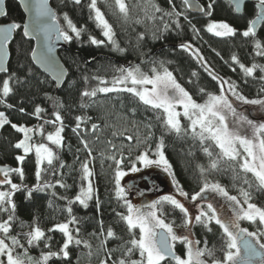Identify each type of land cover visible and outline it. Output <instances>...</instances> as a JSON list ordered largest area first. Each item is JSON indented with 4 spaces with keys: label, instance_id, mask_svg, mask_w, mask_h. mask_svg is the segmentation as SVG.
I'll return each instance as SVG.
<instances>
[{
    "label": "snow or ice",
    "instance_id": "snow-or-ice-1",
    "mask_svg": "<svg viewBox=\"0 0 264 264\" xmlns=\"http://www.w3.org/2000/svg\"><path fill=\"white\" fill-rule=\"evenodd\" d=\"M61 3L65 7L70 4L81 11L87 9L89 21L104 38L97 39L89 34L88 42L92 46L110 45L113 51L125 53L126 49L120 47L114 27L99 5L103 4L109 8L118 20L126 24L132 20L133 10L128 0H61ZM167 3L168 9L160 7L156 0H145L143 6L134 5L133 7H139L140 12L144 14L134 22L140 24L145 20L149 23L159 21L152 34L155 39H161L166 32L182 30L180 18L188 20V10L212 16L216 0H209L206 6L195 3V0H182V10L177 9L174 0H167ZM19 4L28 14V18L23 23L6 21L0 24V73L7 74V78L0 81V105L7 109L14 107L6 102L16 91L13 85L23 86L32 75L31 69L24 79L15 72H9V45L15 33L19 31L24 38L40 41L39 49L33 48L31 51V60L44 72L49 73L59 86L68 73L56 57V44H71L74 40L83 44L82 36L87 30L84 25L78 26L68 12L58 14L49 0H19ZM230 4L236 13H240L245 0H230ZM255 9V18L249 20L247 28L239 32V35L245 40H251L255 56L264 58V43L257 38V28L264 24V0H255ZM7 16L5 0H0V17ZM191 31L199 36L195 25H191ZM205 31L218 38H234L238 35L237 30L226 22H209ZM137 38L143 40L144 33L138 34ZM178 47L208 73L218 85V92H209L206 88L198 86V94L202 99V102H198L167 67L171 61L152 59L147 54H142V59L144 63L151 65L148 72L143 71L139 64H135L116 68V75L110 80L100 76H84L86 87L80 92L81 109L96 105L98 96L109 97V94L113 93L119 96L127 93L145 112L152 113L155 123L147 118L144 121L136 120V108L130 109L131 116L113 112L117 121H122L120 126L105 120L103 127L93 122L89 129L86 126L92 118L76 116L72 132L80 139L87 155L83 161L77 155L75 159L79 162V167L71 166V171L77 173L75 180L79 181L74 197L60 195L56 191L57 188L68 191L73 186L64 179L66 173L63 170L69 166L61 157L65 138L64 118L60 110L64 105L53 100L51 96L47 97L53 100L54 119H45L42 115L45 109L40 105H35L32 113L20 107L18 111L22 115H31L37 120H43L42 124L33 127L12 123L5 112L0 111V128L10 125L21 137L12 145L18 150L14 156L17 166H0V264H49L53 258L71 264V248L81 245L89 249V256L92 255L91 243L80 236L81 220L74 215L73 206L79 205L88 209L90 202L95 200L97 211L100 210V199L94 186L96 173L91 166L95 157L87 133L91 132L95 139L100 141V133L104 129H111L112 138L103 141L106 150L101 156L103 160L110 161L108 167L111 169L113 199L124 209L122 212L116 211V216L126 227L129 238L124 240L118 237L111 227L105 232L101 221L99 234H92L97 236L100 249L105 253V258L100 260V264H109V261L111 264H209V260L211 264H264V207L252 202L254 192H264V121H254L245 115L246 110L236 107V102H239L241 105L258 106L260 111H264V95H261L264 94V64L254 62L251 66H245L235 54L231 56L232 65H238L245 83H248V78L256 79L254 74L257 71L261 73L258 98L249 99L235 81L219 76L209 66L200 50L194 48L191 43H181ZM232 71H236V68L233 67ZM198 78V73L193 71L189 83L198 81ZM90 79L96 80L97 84L87 86ZM156 124L161 129L159 137H155L153 132ZM45 125H52L55 130L45 135ZM37 135L47 143H37L34 139ZM166 135L174 136L177 140H191L193 148H198L206 159V163L195 164L200 184L199 191L190 197V203L196 209L195 213L178 198L182 197L184 201H188L189 193L176 179L173 165L166 155ZM117 139L128 142L127 152L123 143L115 142ZM79 151L81 149H77V152ZM30 155L35 158L36 181L31 186L24 182L23 167ZM188 155L193 156L194 153L190 150ZM151 168L159 169L167 175L176 194L160 195L150 202L133 203L129 195L143 197L144 191L137 187L134 178L127 183L122 181L125 177L144 173ZM225 172H231L232 187L237 190V195H231L220 182L208 179L212 173ZM13 176L19 177L20 183L13 182ZM139 179L152 181L150 175H142ZM149 187L155 188V184L151 183ZM17 193H24V199L27 201L34 200L36 193L49 195L51 198L48 207L62 214L66 213L67 219L53 224L47 232L41 227L38 215H34L30 223L21 220L14 199ZM216 197L224 203L221 204ZM54 200H62L65 204L60 208L55 205ZM176 212L180 214L178 225L175 219H167L169 213ZM242 222H247L255 230L242 227ZM17 224L21 229L28 230L15 232ZM213 224L221 230V247L209 248L207 240L201 247V241L193 238L192 229L199 225L212 232ZM177 228H182L183 232H178ZM56 232L62 234L63 243L58 251H53L50 243L53 236L48 233ZM109 240H121L122 243L116 248H108ZM41 243L49 250L41 251L39 257L30 255V249L40 247ZM177 245L183 246V255L178 254ZM217 251L222 253V257L216 255ZM116 252L120 255L113 259V253Z\"/></svg>",
    "mask_w": 264,
    "mask_h": 264
},
{
    "label": "trees",
    "instance_id": "trees-1",
    "mask_svg": "<svg viewBox=\"0 0 264 264\" xmlns=\"http://www.w3.org/2000/svg\"><path fill=\"white\" fill-rule=\"evenodd\" d=\"M196 1H198L201 6H206L209 3V0ZM128 3L133 10L132 20L126 24L118 20L116 15H114L109 8L105 7L103 4L99 5L101 10L105 12L106 18L114 27L116 39L120 47L126 49L125 53L120 54L113 51L110 45L94 47L88 42L89 34L94 35L97 39L102 40L104 38L100 35V31L96 29L95 25L89 21L86 8L81 11L79 8H74L70 4L65 7L61 3V0L51 1V6L58 11V14L68 12L78 26L84 25L87 29L82 36L83 44H78L74 40L71 44H65L66 49L58 51L61 64L68 73L64 83L59 89H56L55 83L48 76L34 67L30 58L33 49V43L31 41L26 40L18 31L14 34V39L9 45V72H15L21 79H24L29 69H31L32 75L23 86L13 85L16 91L7 98L6 102L12 104L14 107L12 109H7L3 105H0V111H4L12 123L33 127L42 124L43 120H37L31 115H22L18 111L20 107L25 108L26 112L32 113L35 105H40L45 109V112L42 114L44 118L54 119L52 116L54 110L53 100L64 105V108L60 110L64 118L63 136L65 138V147L61 152V157L64 163L69 166L63 170L66 173L64 179L69 185L73 186L68 191L57 188L56 191L60 195H66L68 197L75 196L78 191L77 185L79 181L75 180L77 173L71 171V166H75L76 168L79 167V162L75 159L77 155L80 157L81 161H83L87 155L80 144V139L72 132V128L75 126L76 116H90L92 119L86 126L89 129L93 122L103 127L105 120L120 126L122 121H117L113 112H120L131 116L130 109L136 108V120L144 121L147 118L155 123V117L152 113L145 112L143 107L127 93L120 94L119 96L115 93L109 94V97H112L111 99L109 97L98 96V103L96 105L81 109L80 104L82 101L80 92L86 87L83 79L84 76H88L89 78L92 76H100L110 80L116 75V68L121 66L127 67L134 63H139L142 70L148 72L151 65L142 62V54H147V56L152 59L171 61V63L167 64V67L170 71H173L178 82L181 83L198 102H202L198 94V86L206 88L209 92H218V85L211 79L208 73L189 56V54L181 51L178 47L181 43H191L194 48L200 50L209 66L219 76L235 81L240 86L242 93L249 99L258 98V89L261 87V81L259 80L261 73L257 71L254 74L257 78H248V83H245L243 74L240 72L238 65H232L231 62V56L235 54L245 66H251L254 62L264 64V58L255 56L251 40H245L239 35V32L247 28L249 20L255 18L256 9L254 2L250 1L244 7L242 15H237L235 13L228 0H216L213 14L210 17L204 14H191L187 11L186 15L188 20H185L183 17L180 18L182 30L178 32H166L161 39H155L152 34L159 25V21L149 23L145 20L144 23L140 24L134 22L136 18L143 17L144 14L140 12L139 7L133 6L137 4L143 6L145 0H128ZM156 3L162 8H169L167 0H156ZM174 3L178 10H182V0H174ZM6 10L8 16L0 20V24L6 21H15L18 23H23L25 21V17L16 0L7 1ZM189 21L191 23H189ZM213 21L228 23L237 30L238 35L234 38H218L212 36L205 31V28L209 22ZM61 23H63V21H61ZM191 25H195L199 30V36L191 31ZM140 33H144L143 40H138L137 38ZM257 38L264 43V24H262L257 31ZM217 53H219V55H217ZM233 67L236 68V71H232ZM193 71L198 73L199 78L198 81L189 83ZM4 78H7V74L0 75V81ZM39 81H44V83L41 84ZM96 84V80L90 79L87 86L91 87ZM48 96L53 97V100H49L47 98ZM251 109L254 114V111L259 109V107L254 106ZM54 130L52 125L44 126L45 135ZM153 132L155 133V137L161 135V129L158 124L153 128ZM100 135L101 140L97 141L91 132L87 133V139L89 140L90 147L93 149V156L95 157V160L91 162V166L96 173L94 181L100 199V210L97 211L95 200L90 202L88 209H83L79 205L73 206L74 215L81 220L79 225L81 230L80 236L85 240H94L101 254L96 264H100V260L105 258V253L100 249L97 236L92 235L93 233L99 234L101 230V221L103 222L105 232L111 227L118 237H122L124 240L129 238L126 227L116 216V211L122 212L124 209L119 207L117 201L113 199V185L110 183L111 169L108 167L110 161L103 160L101 156V153L106 150V145L103 141L112 138L111 129H104ZM20 138V134L16 133L10 125L0 128V166H17L14 156L18 153V150L14 149L12 145ZM34 139L37 143H47V141L39 135L35 136ZM115 142L117 144L123 143L125 145V151L127 152V141L117 139ZM165 143L166 155L173 165L176 179L182 185L183 189L189 193L190 200L191 195L199 191L200 187L199 174L195 169V164L197 162L206 163V159L198 148H193L191 140H177L174 136L166 135ZM133 147V155H135V142H133ZM77 149H81V151L77 152ZM190 150L194 153L193 156L188 155ZM34 160V156L30 155L23 165L25 170L24 182L29 186L36 182L34 175ZM231 175V172L220 174L212 173L208 176V179L213 182H220L227 188L231 195H237V190L232 187L233 181ZM46 179H52V177H46ZM13 182L20 183L19 177L13 176ZM253 197L252 202L256 203L258 206L264 207V192H254ZM50 198L51 197L45 193H36L34 200L27 201L24 199V193H17L14 199L18 205V216L21 220L30 223L33 216L38 215L41 227L47 232V229L52 227L53 224L64 222L67 219L66 213L62 214L48 207ZM54 203L60 208L65 204L62 200H54ZM227 214L229 215V213ZM167 219L169 221L175 219L177 225L180 224L179 212L169 213ZM211 227L213 229L212 232H208L197 225L192 229L193 238L201 241V247H203V242L207 240L209 248L214 246L219 249L222 245L221 230L215 224L211 225ZM27 230L26 228L21 229L18 224L15 227V232ZM177 231H183V229L177 228ZM48 235L53 236V240L50 242L51 250L58 251L60 245L63 243L62 234L56 232L48 233ZM21 239H23V237H21ZM120 243H122L121 240H109L107 247L116 248ZM48 250L49 249L44 248L43 243H41L40 247L30 249V255L39 257L41 251L47 252ZM177 251L178 254L183 255V246L177 245ZM88 252V249L84 248L82 245L79 247H72L70 254L71 264H94L96 257L94 255L89 256ZM119 255V252L113 253V259ZM216 255L222 257V253L219 251H217ZM49 264H66V262L53 258L49 261ZM109 264H111V262H109ZM209 264H211L210 260Z\"/></svg>",
    "mask_w": 264,
    "mask_h": 264
},
{
    "label": "rangeland",
    "instance_id": "rangeland-1",
    "mask_svg": "<svg viewBox=\"0 0 264 264\" xmlns=\"http://www.w3.org/2000/svg\"><path fill=\"white\" fill-rule=\"evenodd\" d=\"M251 1L255 3V0H251ZM236 105L238 107H244V106H247L250 108L254 107L251 105H241L239 102H236ZM254 112L255 113L253 114V117H255L256 119H260V118L264 119V111H260V109H257ZM245 115H246V113H245ZM182 122L185 123L186 121L182 120ZM258 122H260V121H258ZM142 175H150L152 177V181L146 182V181L140 180L139 178ZM133 178L137 182V187L144 191L143 197L137 196L135 194L129 195V199L132 200L133 203L138 204V203H142V202H150V201L156 199L157 197H159L160 195H165V194H174L175 195L176 194L175 189L171 185L170 179L167 177V175L164 172H162L159 169L151 168V169L145 170L144 173L132 174L128 177H125V179H124V181H122V183H127V182L131 181ZM151 183L155 184V188L149 187V185ZM94 186H95V181H94ZM210 196H211V194H210ZM178 198L181 199L186 204V206L190 208V210L193 213H195L196 209L192 207L190 200L184 201L182 197H178ZM216 200L219 201L221 204L224 203L222 200H220L219 197H216ZM228 213L230 215V212H228ZM241 226L242 227H248L249 230H255L254 227L248 225L247 222H242ZM179 232H183V231H179ZM88 241L92 245L91 252H92V255H94L96 257V260L94 261V264H96L98 257L101 254L98 251V247H97L96 242L94 240L92 241L91 239H88ZM88 251H89V249H88ZM109 262H111V261H109Z\"/></svg>",
    "mask_w": 264,
    "mask_h": 264
},
{
    "label": "water",
    "instance_id": "water-1",
    "mask_svg": "<svg viewBox=\"0 0 264 264\" xmlns=\"http://www.w3.org/2000/svg\"><path fill=\"white\" fill-rule=\"evenodd\" d=\"M7 1H9V0H5V7H6V3H7ZM51 1L52 0H49V3H50V5H51ZM251 0H245V5H244V7L250 2ZM16 2L19 4V0H16ZM228 2H229V4H230V0H228ZM195 3H197V4H199L198 3V1H196L195 0ZM200 5V4H199ZM231 5V4H230ZM19 6H20V8H21V11H22V13H23V15H24V17H25V20L28 18V14L24 11V9H23V7L19 4ZM244 7L242 8V11L240 12V13H236L237 15H242V13H243V10H244ZM189 11V13H191V14H196V15H200V14H202V13H200V12H198V11H195V10H188ZM4 17H0V20H2ZM261 27V25L260 26H258V28H257V31L259 30V28ZM14 39V38H13ZM26 40H28V41H31L32 43H33V48H37V49H39V47H40V41L39 40H36V39H27V38H25ZM13 41V40H12ZM12 41H11V43H12ZM10 43V44H11ZM61 49H66V45L63 43V42H58L57 44H56V57H57V59H58V61H59V63L61 64V61H60V59H59V57H58V51L59 50H61ZM30 58H31V55H30ZM9 60H10V53H9ZM32 61V60H31ZM143 62V61H142ZM9 63V62H8ZM33 63V62H32ZM135 64H139V63H134L133 65H135ZM33 65H34V67L37 69V70H39L41 73H43L44 75H46V76H48L54 83H55V85H56V89H59L60 87H61V85L64 83H61L59 86H57V84H56V82L53 80V78H52V76L49 74V73H46V72H44L42 69H40L39 67H38V65H36L35 63H33ZM62 65V64H61ZM7 67H8V65H7ZM0 75H6V74H4V73H0ZM66 78V77H65ZM65 78H64V80H65ZM236 107L238 108V109H240V110H246L245 111V113H246V115H248L249 116V118L250 119H252V120H254V121H264V119H256L255 117H253V112H252V109L250 108V107H247V106H244V107H238L237 105H236Z\"/></svg>",
    "mask_w": 264,
    "mask_h": 264
}]
</instances>
